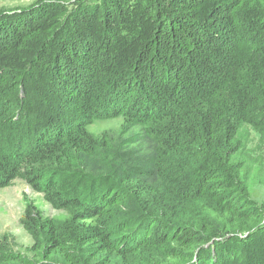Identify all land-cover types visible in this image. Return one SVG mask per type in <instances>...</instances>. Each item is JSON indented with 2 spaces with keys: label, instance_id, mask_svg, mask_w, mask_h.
Returning a JSON list of instances; mask_svg holds the SVG:
<instances>
[{
  "label": "trees",
  "instance_id": "trees-1",
  "mask_svg": "<svg viewBox=\"0 0 264 264\" xmlns=\"http://www.w3.org/2000/svg\"><path fill=\"white\" fill-rule=\"evenodd\" d=\"M263 156L264 0H0V187L69 214L25 211L39 264H264Z\"/></svg>",
  "mask_w": 264,
  "mask_h": 264
},
{
  "label": "rangeland",
  "instance_id": "rangeland-1",
  "mask_svg": "<svg viewBox=\"0 0 264 264\" xmlns=\"http://www.w3.org/2000/svg\"><path fill=\"white\" fill-rule=\"evenodd\" d=\"M121 123L120 117L99 118L90 122L86 129L93 135H100L104 130L119 128ZM250 190L252 193L255 192L260 200L264 199V175L257 173V164L252 166ZM28 208L38 211L43 218L54 219L58 223L67 219L69 214L66 210L55 207L44 193L34 191L21 179L14 180L6 187H0V250L18 254L27 262L39 264L40 259L31 251L33 238L25 229V211ZM146 255V253L129 255L125 259L116 255L110 256L108 264H137ZM58 256L57 253L52 255V264H62Z\"/></svg>",
  "mask_w": 264,
  "mask_h": 264
}]
</instances>
